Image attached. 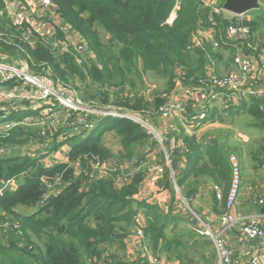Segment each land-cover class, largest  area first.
Returning a JSON list of instances; mask_svg holds the SVG:
<instances>
[{
	"label": "trees",
	"instance_id": "16d2710c",
	"mask_svg": "<svg viewBox=\"0 0 264 264\" xmlns=\"http://www.w3.org/2000/svg\"><path fill=\"white\" fill-rule=\"evenodd\" d=\"M53 2L57 6L62 25L57 26L54 39L36 31L32 32L36 42L30 45L8 15L3 0H0V54L11 55L16 62L23 60L29 68L46 74L57 86L66 91H73L78 97L77 90L81 97H78L79 102L99 107L135 109L142 115L155 112L159 114L169 101L178 81L182 79L177 69L184 68L183 78L186 82L191 78L194 80L203 78L207 75L206 56L215 55L210 44L204 49L195 47L191 50L188 47L193 33L210 26L202 0H53ZM260 3L262 4L258 9L250 11L253 17L247 22L253 30L251 41L254 44H257L255 34L259 32L261 37L264 36V0ZM175 9L176 16L172 24H169L168 18ZM228 23V19L222 20L219 27H225ZM96 24L100 25L99 29ZM100 29L109 35V42L104 41ZM78 35L85 38L91 51L90 56L81 60L73 46H69L68 51L61 45L67 38L72 42ZM55 42L58 46H55ZM224 45L222 47H228ZM149 74L162 75L167 79L165 91L156 92L152 99L142 95L139 90L144 86L145 76ZM19 81L20 79L14 78L1 82L0 85L16 88L20 85ZM249 100L250 102H241L226 109V112L233 116L245 111L253 118L252 124L261 128L264 124L261 101L253 97ZM19 103L21 106L13 110L9 116L13 121L22 122L27 116L40 114L39 110L29 106V101ZM8 106L9 103L1 101L0 113ZM77 116L80 117L78 111L73 113L72 118ZM96 117L86 115L84 119L91 122ZM215 118L222 119V113H218L216 108L208 112L204 122L209 123ZM80 124L83 130L79 134L74 133L73 127L57 129L54 133L48 130L43 134L36 125L28 126L23 122L13 125L10 129L1 127L0 149L6 146L21 147L34 141L48 143V137H51L54 143L51 152L65 142L72 148L68 152L69 163H57L53 166H45L41 160L30 156L0 158V185L4 183L3 178L10 180L24 176L18 187L7 190L0 197V212L4 211L16 219V224L25 232L24 243L32 245L30 247L32 250L26 245L20 247L19 242L12 239L13 236L5 243L3 234L11 230L6 231L7 233L2 231L0 264H4L5 261L7 264H18L15 258H23V251L30 253L31 264H85V259H92L95 256L102 258L105 244H116L125 249L124 238L129 234V226L136 224L134 217L138 214L139 207L146 210L147 225L144 231L156 255L168 252L166 257L171 261L176 258L180 261L179 264H193V259L184 262L187 256L186 249L191 248L203 256L204 260H201L203 264H213L214 250L210 237L195 233L192 229V232L187 230L192 234V238L202 239L203 244L198 248L196 240L193 245L186 247V242L181 240L180 236L168 234V231L171 233L175 230L179 220H188L186 213H172L170 211L172 207L169 211L163 212L159 205L156 210L155 204L146 202H138L133 207L132 196L138 193L146 171L138 170L126 180L119 182L120 184L119 172L113 173L112 177L97 180L90 179L84 171L75 175V168L71 165L74 162L79 160L82 170H86L94 156L106 158L111 155V149L102 139L106 132L114 131L118 135L122 145L119 157L130 160L134 158L139 145H145L150 141L151 136L147 129L132 119L111 116L101 118L95 123V128L89 129L90 131L84 124ZM67 129L71 130V136H67V131L65 132ZM209 132L205 137H209ZM179 135L194 147V155L190 156L194 174H204L213 178L223 189L222 199L216 200L221 215L226 210L231 183L232 145L226 136L223 144L214 138L212 140L214 145L204 147L201 143L196 144L195 138L185 135V129H182ZM59 136H64L66 140L57 142ZM155 144V141L151 142V145ZM221 147L225 151H221ZM232 151L240 152L237 149ZM184 155L179 150L175 151L174 163L178 156L182 158ZM143 161H138L137 165L140 166ZM62 173L65 181L62 191L41 206V200L49 190L43 177L51 180L55 175ZM181 180L177 179L178 188L181 187ZM172 183L170 180L168 187L172 190L174 196L171 200L174 201L176 200L174 191L177 188ZM18 206L38 208L32 214L22 215L16 210ZM6 219L1 218L0 213V223ZM121 222L126 225H121ZM27 233L37 236L42 240V244L34 243L30 239L26 241ZM173 245L177 246L171 250ZM181 245L185 248L181 249ZM108 264L130 263L122 260ZM132 264L138 263L133 261Z\"/></svg>",
	"mask_w": 264,
	"mask_h": 264
},
{
	"label": "built area",
	"instance_id": "2783aa9c",
	"mask_svg": "<svg viewBox=\"0 0 264 264\" xmlns=\"http://www.w3.org/2000/svg\"><path fill=\"white\" fill-rule=\"evenodd\" d=\"M19 0H3L4 8L6 9L8 15L13 19L14 24L17 26L19 30H21L23 36L28 39L30 45H33L36 42V38L32 36V32L36 31L41 35H46L52 39L56 36V29L54 32H48L47 29L50 27L51 23V13L53 10L57 11V6L53 2V0H31V3H27V13H16L10 11L12 5H14ZM204 8L206 9V18L210 23V26L205 29H199L195 33H193L189 49H193L195 47H203L205 37L210 35L212 36V43L215 48H219L223 44L228 45L231 44L234 46L236 50V54L234 55V67L235 70H230L225 74H218L215 71L214 66H210L207 70V75L203 78L196 79L197 83L194 85H183L187 84L186 80L183 78L184 74H179V77H182L181 81L184 83H177L176 88L171 93L169 97V101L162 108L159 115L168 120L172 121L175 117H179L181 120L187 123V126L198 127L207 115L208 112L214 106L215 99L220 95H226L228 100L241 101L242 99H246L251 96H256V98H264V88L261 89L257 87L252 78L253 72L256 68H259L260 71L264 74V51L261 49V46L258 44H254L252 40L253 30L252 27L247 23L250 19L247 17V12L241 14H235L225 10L224 3L220 0H202ZM34 5V6H33ZM179 8V4H177L176 9ZM176 9L168 18V23L172 24L175 16ZM228 19L229 23L223 27L220 26V22L222 20ZM67 27V26H66ZM83 42L81 46L77 48V45L74 42H71L68 38L61 42V45L64 49L70 50L68 47L72 46V43L76 47V55L79 56V60L82 58L88 57L91 55L90 49L87 47V42L81 38ZM68 40V42H67ZM65 45H63V44ZM55 46L58 44L55 42ZM260 58V63L257 65L255 63L256 59ZM11 66H16L19 69H14ZM0 67H1V80L0 82L8 81L14 78H24L27 80H31L27 74V66L22 61L16 62L8 59V55L0 54ZM38 73V72H37ZM36 73V74H37ZM40 74V73H39ZM19 79V78H18ZM21 80V79H20ZM23 81V80H22ZM58 87H60L58 85ZM16 88H10V91L16 90ZM65 93L66 90L60 87ZM184 91L186 93L177 95V92ZM222 91H225L224 94H221ZM197 93L201 95L204 100L203 101H195L191 94ZM207 96V98H206ZM172 98V101L170 99ZM194 100L191 105H187L188 100ZM74 103L71 99H66L65 97L58 98L53 103L47 104V106L43 105V108H54L55 110L66 111V114H62L64 119L59 117L55 121H71L73 125H81L84 124L88 129L95 126V122L98 120V117H121V118H129L136 121L133 115H129L128 109L123 107H114V106H104L99 107L94 104H84L78 101ZM1 102V101H0ZM31 105V104H29ZM32 106V105H31ZM30 106V107H31ZM193 107L194 111L190 112L189 109ZM51 108V109H52ZM44 109H36L41 111ZM78 111L79 116L72 118L73 113ZM140 115L139 113H137ZM86 115L97 116L93 121L87 122L84 118ZM141 117V115H140ZM43 121V120H42ZM44 122V121H43ZM22 122H13L7 129L13 127V125ZM46 124V123H45ZM5 127V126H4ZM6 128V127H5ZM148 129V134L150 136L158 137L156 133L150 129ZM43 134L46 133L42 132ZM167 143H164L162 140L160 144L162 146V151L168 153V148L171 149L172 153L177 151V148H180L185 153L188 151V144L184 140V138H177L176 140L169 141L165 140ZM1 150V149H0ZM169 155L167 154V158ZM230 161L232 164V174H231V183L230 188L227 194L226 200V210L222 213L218 218V226L219 229L217 233H214L211 228L207 227L203 230L204 233L210 235L213 239V243L215 246L216 253L219 258V264H264V247L259 248L257 251H254L250 257L246 259L236 258L234 256V252L228 241L224 235V233L233 227L238 218L234 212V207L238 202L242 182H243V172L242 166L236 155H231ZM146 163L145 161L142 164ZM171 167V166H170ZM82 171L86 173L90 179H101L108 176H113L115 172H119V178H123L126 180L132 173L128 172L127 167L123 165L115 166L111 161H92L89 168L86 170H81L80 168L76 170L75 175H79ZM134 173V172H133ZM174 172L171 170V174ZM118 178V179H119ZM60 179V183L62 184V189L65 185L64 179H62V174L55 175L51 180H48L47 177H43V180L48 185L49 190L56 183V181ZM11 180V179H10ZM10 180L4 182L0 186V197L4 195L7 190H4L3 187L7 186V183ZM121 181V180H120ZM176 184V182H175ZM177 191H179L178 185H175ZM56 190V193L62 191ZM48 190V192H49ZM44 194L41 203L44 199H48L49 193ZM217 199H222L223 193L217 189L216 191ZM256 202L259 205H264V194H262ZM145 214V209L142 208ZM139 214V213H138ZM137 214V215H138ZM3 222L0 223V228H2ZM6 226L10 227V230L13 232L15 229L21 228L19 224L13 225L9 220L6 223ZM243 233L249 239H259L261 242H264V220H260L258 217L252 216L245 220V223L242 226ZM138 245L145 243L142 241L143 238H146L144 229L139 230L138 234ZM149 263L157 261L159 259L158 256L153 255L152 253L148 256Z\"/></svg>",
	"mask_w": 264,
	"mask_h": 264
},
{
	"label": "rangeland",
	"instance_id": "374dc122",
	"mask_svg": "<svg viewBox=\"0 0 264 264\" xmlns=\"http://www.w3.org/2000/svg\"><path fill=\"white\" fill-rule=\"evenodd\" d=\"M260 2H261V0H260ZM27 3L32 4L31 0H19L14 5H12L13 9H10V11L12 10V12H16V13H27V10H26ZM55 13H57L58 17H59L58 11L53 10L51 13V18H52L51 23L52 24L47 29V31L50 33L54 32L55 29H57V26L62 25V22H61L62 20L59 19L58 17L56 18ZM247 17L248 18L250 17L249 12H247ZM96 25H97V28L100 26L98 24H96ZM100 32H101V35H102L104 41L109 42V40H110L109 35L107 33H105L102 29H100ZM82 37L80 35H78L72 40V42H74L77 45V48L79 46H81V43L83 42V40L81 39ZM83 39L85 40L84 37H83ZM67 42H68V40H67ZM72 46L74 47V49L76 51V47L74 46L73 43H72ZM218 49H220V47ZM228 49H231V48H228ZM228 49L225 48L223 50L224 55L227 57H231V56L233 57V52L236 54V50L233 51V50H228ZM12 58H14V57L11 55H8L9 60H12ZM21 61L23 63H25L23 60H21ZM26 66H27V70H25L26 74L30 78L34 77L33 79L27 80V79L18 77L21 80L19 81L20 85H18L17 91L16 90L10 91L9 89H6V88H0V101L9 103V106L5 107L3 112L0 113V127L5 126L6 127L5 129H7V127H9L13 122H15V121H13V119H10L9 116L11 115V112L13 110H16L18 107L21 106V104L19 103L21 101H29L30 102L29 104L32 105V106L31 105H29V106H31L32 109L36 110V109H44L43 105L48 104V106H49V104L53 103L55 100H58V98H61V97H65L66 99H71L74 103H77L76 99H78V97L81 98L79 96V92L77 90H76V92H77L78 97L76 96V94L73 91L67 90L65 93L62 89H60V87L57 86L56 83H54V80L51 77L47 76L46 74L37 73L36 69H33L31 67L29 68L27 64H26ZM11 67L13 68V70L19 69L16 66H11ZM183 69H184L183 67H179L177 69V73L182 75ZM233 69L235 70V68H233V67L230 68V70H233ZM0 71H1V67H0ZM0 80H1V73H0ZM22 80L24 82H22ZM179 81L181 83H184L181 80H179ZM196 83H197V81L194 80L193 78H191L190 80L187 81V84H183V85H189L190 86V85H194ZM143 84H144V86H141L139 88L140 93H142V95L144 94L147 98L152 99L156 92L165 91L164 89H166V87H167V79L165 77H163L162 75L149 74V75L145 76V80H144ZM178 93L182 95L186 92L179 91V92H177V95H178ZM224 93H225V91L221 92V94H224ZM191 95L195 99V101L200 102V101L204 100V98L197 93H194ZM206 98H207V96H206ZM219 98H220V96L215 99L214 104L215 103L217 104L219 102L218 101ZM170 101H172V98L170 99ZM187 102H188L187 105L189 106V105H191L192 102H194V100L190 99ZM82 103H84V102H82ZM84 104H86V103H84ZM216 107H218L220 110H223V108H226V106H224V104L222 102H219ZM51 108H52V106H50V108L44 109L43 111H41L42 114H38V116H27L24 118V120L22 122L28 126H35L36 125L37 127H39L40 133L44 132V130L45 131L51 130V132L54 133V131H57V129L67 128V127H73L74 133H77V134H79L83 130L81 125L75 126L72 124L71 121H67V120L62 121L61 120V121L56 122L55 120L59 117H61L63 119L65 118L62 116V114H66V111H60V110H55L54 108H52V109ZM128 111H129V115H133L135 118H137L135 122L140 123L146 129L148 127H150V129H152L156 133V135H158V137L151 136L150 141L147 142L146 145H144V146L139 145L136 148V154H135L134 158L132 159L133 166L137 165V162L139 161V159L142 156L146 155L150 158H152V156H156L158 159H160L159 157H161V154H159V153L163 152L164 157L162 156L163 157V163L162 164L157 163L155 161H152L151 159L149 161H146V162H148L149 165H147V167H146L147 168L145 170L146 173L144 174V178H143V180L139 186L138 193L140 192L143 181L148 176V179L152 180L155 183L154 184L152 182L151 185L157 189V193L149 192V198H152L154 195L155 196L158 195V193H160L162 190H164V191L169 190L168 183H170V180L172 177L170 166L173 167V165H174V153H172L171 149H169V148H168V153H166L165 151L161 152L160 145H151V142L157 141L159 144V142L162 140L164 143H167L165 141L166 139L164 138V136H165L164 134L167 133L165 126L168 125V132H170V124L161 123V120H159V122H158L159 126L148 125L146 123V121L143 119V117H140V115L137 114V113L141 114L140 112H138L135 109H128ZM233 117H235V119L234 120L232 119L233 121L231 122L232 123L231 127L228 128L227 125H220L217 123L213 127H223V130L225 132H226L227 128L229 129L228 132L235 131L234 136H233L232 132L229 133V138L227 139V141H231L230 144L232 145V149H237L238 151H240V152L235 153L234 151L231 150V153H232L231 155H236L237 158L239 159L241 166H242L243 174H244V169H245L246 191L248 193L249 190H247V189H251L250 187H252V186H250V183L253 179V177L251 176L250 166L254 167L253 173L255 175L259 172L258 166L260 164V161L257 158L250 157V151L252 150L253 152H258V148L261 147L262 145H264V129L259 130V129L255 128L254 124H252V123H254L253 118L250 115H248V113H246L245 111L243 113H241L240 115H234ZM1 120H3V121H1ZM162 120H164V122L168 121L164 118H162ZM173 122H174L173 125H177V126L182 125L183 126L182 129H185L184 127H186V128L188 127L187 123L185 121L181 120L179 117H175ZM95 126L90 128V130L95 128ZM210 127L211 126L206 127L204 131H206ZM90 130L88 129V131H90ZM215 130H216L215 128L212 129L213 132H215ZM66 131H67V136L72 135L71 130L67 129V130H65V132ZM147 131H148V129H147ZM180 131H181V128L179 129V132ZM231 136H233V137H231ZM177 138L178 137H176V135H173V137H171L168 140L169 141L176 140ZM102 139L105 142V144L109 147V149H111V155L109 157H106V158L94 156L92 158V161H96V160H100V161H104V162L111 161L114 163L115 166H119V164L123 165L124 167L130 166V165L126 164L129 161H127L125 158L121 159L119 157V155H120L119 152L122 149V145H121L120 138L118 137V135L114 131L106 132ZM63 140H66V138L64 136L63 137L59 136V138H57V142H62ZM53 145H54V143L52 142V138L48 137V143H42L39 141H34V142H31L27 145L26 144L22 145L21 147H17V146L7 147L6 146L5 148H2L0 150V158H3V157L6 158V157H11V156H17V157L24 158V157L30 156V157H35V158L43 161L45 166H53L57 163H69L68 152L70 151L72 146L68 142H65V144L60 146L57 150L51 152L50 149ZM176 150H179L180 153L184 152L180 148H177ZM151 151H153L155 154H153ZM167 154L169 155L168 158H167ZM71 165L75 168V171L79 168H82L79 160L74 162ZM108 177H112V176H108ZM23 178H24L23 175L19 176L18 179L12 178L13 180L11 179V181L9 182L10 184L7 183V186L3 187V189L4 190H11V189L18 187L19 184L22 182ZM62 179H64L63 173H62ZM255 179L257 181V178H255ZM120 180H124V179L119 178L118 184H120L119 183V182H121ZM243 180H244V178H243ZM6 181H8V179L5 180L3 178V182H6ZM261 181L263 184V178H261ZM263 186H264V184L260 185V183H257L256 186L252 187L251 190L253 193H255L259 196L260 194L262 195V192H260L261 191L260 189ZM181 187H182V185H181ZM244 187L245 186L242 182L241 192L243 191ZM60 189H62V184L60 183V179H58L56 181V183L52 186V188H50V190L48 192L49 193L48 199H44L42 201L41 206L44 203H47L48 200L52 196L57 194L56 190H60ZM176 191H174L175 192V198L177 199V201H180V198L182 196L180 187H179V191H177V192ZM182 192H183V189H182ZM137 194L133 195L132 198L136 199L135 196ZM171 195H172V197L174 196L172 192H171ZM183 195H184V193H183ZM240 195H241V193H240ZM136 201H139V200L136 199ZM175 201L176 200H174L172 202H175ZM149 203H151V202H149ZM183 203H185L184 199H183ZM134 204H136V203H133V207H134ZM236 204H238V203H236ZM235 207H236V205H235ZM142 208L139 207V209H138L139 214L134 217L136 224L129 226V228H128L129 234H128V236H125L126 238H124L125 243H126V249H128V243H133V253H130V252L127 253V250L118 247L116 244H112V245L105 244V251L102 255V258H100V259L95 258L96 257L95 256L92 259H85V264H108V262L116 263V262H119L122 260L127 261L128 263H133V261H135V263H137L136 261L140 260L141 257L148 256L151 253L153 255H156L154 253V251L152 250V248L150 247V241L147 237L142 239V241L145 243L144 245H142V244L138 245V243H137L138 238H139V235H137L138 231L141 229L142 230L145 229V227L147 225V216H146V214H144V211L142 210ZM35 211H36L35 207L18 206V208H17V212L22 214V215L32 214ZM164 211H168V208H166ZM0 213H1V218H3V219L7 218L6 221L3 222L2 229L0 230V233L2 234V231L6 232V231L10 230V227L6 226V223L10 220L11 224L14 223V225H16V222H15L16 219L12 218L9 214H5L4 211H1ZM193 217L195 219V216H193ZM198 218L200 221H201V219H203V217L200 215ZM197 221H198V219H197ZM200 221H198V222H200ZM120 224L123 226L126 225V224H123L122 222ZM203 225L204 224L202 221V225H199V226L203 227ZM8 232L9 233L6 232L7 234H3L5 236V243H6L7 239H10V237L13 236L12 239H15L17 243L19 242L20 247H25V245H26L24 243L25 242V232L21 228L15 229V230H13V232H11V231H8ZM168 234H171V235L176 234V235L180 236V239L184 240L186 242L185 243L186 247H190L191 245H193L194 240H196L200 246L203 244V241L201 238H198V237L192 238L191 237L192 234H190L188 231H184L182 228H179V227H176L175 230L172 231L171 233H169V231H168ZM27 239H30L34 243L42 244L41 239L37 238V236L31 235L30 233H27L26 241H27ZM8 241H11V240H8ZM26 247L28 249L32 250V248H30V247H32V245H26ZM180 248L181 249L185 248V246L181 245ZM137 251L140 254V257L138 256L139 258L136 256ZM22 253H23L22 254L23 258H15L16 260H18V264H31L32 260H31V263L29 262V257H30L29 254L30 253L28 251H23ZM167 253L168 252H166V254ZM186 254H187V256H186L184 262H186L190 259H193L194 260L193 264H195V262L198 260H204L203 256L199 252H195L191 248L186 249ZM112 256L114 258H111ZM156 256H158V255H156ZM158 257H159V259L157 261H154L152 263L146 262V264H172V261L169 260L166 257V255H163L161 257L158 256ZM173 257H175V256L173 255ZM174 262L176 264L180 263V261L177 259H174ZM4 264H7V262L5 261Z\"/></svg>",
	"mask_w": 264,
	"mask_h": 264
},
{
	"label": "crops",
	"instance_id": "0c3cea01",
	"mask_svg": "<svg viewBox=\"0 0 264 264\" xmlns=\"http://www.w3.org/2000/svg\"><path fill=\"white\" fill-rule=\"evenodd\" d=\"M250 17L249 19L251 20L253 15L252 13H250ZM55 17H58V14L55 13ZM54 17V18H55ZM60 19V16L58 17ZM82 37V35H80ZM83 38V37H82ZM254 39H255V43L257 44H262L261 49L264 51V36L261 37L259 32L257 34L254 35ZM208 44L213 46L212 43V36L208 35L205 37L204 40V46L201 47L202 49H204ZM224 46H228V50H233L235 51L234 46H232L231 44L228 45H224ZM213 53H215V55H207L206 57V70H208V68L210 66H214L215 71L218 74H224L226 73L230 68H232L234 66V55L235 53L233 52V57H227L224 55L223 50L225 49V47L220 46V49L215 48L213 46ZM222 49V50H221ZM13 61H15V58H12ZM260 58H257L255 63L258 65L260 63ZM252 78L254 80V83L257 87L263 89L264 88V74L260 71L259 68H256L253 72ZM9 81V80H8ZM1 83V82H0ZM0 88H6L2 85H0ZM6 89H10V88H6ZM256 98V96H251L248 97L246 99H242L241 101H234L232 100H228L227 96L224 94L223 96L220 95L219 98V102H222L224 104V106H226V108H223V110L218 109L217 104L212 107V109L216 108L218 110V113H222V119L219 118H215L213 121L209 122V123H205L204 120L201 121L200 125L198 127H184L185 128V135L191 137V138H195V142L196 144H203L204 147L211 144L214 145L212 143V140L214 138H216L217 140L220 141L221 144H223V142L225 141V136L227 138H229V133L232 132L233 136L235 134V131H229V127L232 126V121L235 119V117H233L232 115L229 114V112H226V109H229L233 106H237L239 105L241 102L245 103V102H250L249 99ZM258 99V98H257ZM259 100L261 101L260 105L261 108L264 111V98H259ZM228 102V103H227ZM47 106V105H45ZM190 112L194 111V108L191 107L189 109ZM241 114V113H240ZM240 114H235V115H240ZM141 115V114H140ZM154 115V116H153ZM141 117H143V119L146 121V123L148 125H152V126H159L158 122L159 120H161V123H167L170 124V132H168V125L165 126L166 129V134H164V138L165 139H170L171 137H173V135H176V137L178 138H183V136H180L179 133V129L183 128L182 125H173V120L172 121H166L164 122V120H162V117L157 114V112L155 113H151V114H146V115H141ZM233 119V120H232ZM3 121V120H1ZM263 121V120H262ZM220 124V125H227V129L226 132L223 130V127H213L215 126V124ZM211 126L209 129H207L206 131L205 128ZM3 127V126H2ZM215 128V132L212 131V129ZM255 128L259 129V130H263L264 129V124L261 128H258L255 126ZM1 127H0V131H1ZM209 132V137H205V135L207 134V132ZM179 132V133H178ZM228 132V133H227ZM231 136V137H233ZM230 137V138H231ZM229 143L231 141H228ZM188 144V154L184 155V153H182L184 156L177 158L176 162L174 163L173 167H170V169L174 172L171 177V180L173 182V186L175 187V182L177 183V179H182L181 181V185L182 187H180L182 196L180 198V201H176L172 202L171 198V191L172 190H162L160 193H158V195H154L152 198H149V192H155L157 193V189L154 188L151 183L153 182L152 180L148 179V176L145 178V180L143 181L142 187L140 189V192L135 196L136 199L133 198L134 203H136L135 205H137L138 202H151L153 204H155L156 206V210H157V206L159 205L160 207H162L163 212H167L164 211L166 208L169 209L171 208V212L172 213H179L181 214L182 212L187 214V219L185 220H179L177 223V226L175 227H179L182 228L184 231L189 230L190 232H195L198 234H203L205 236H208L211 238L212 242L213 239L210 235L206 234L203 232V230H205L207 227L211 228V230L214 233H217L219 226H218V218H219V211H218V205H216V200H218L216 197V191L217 189H219L222 193H223V189L213 180V178L211 177H207L206 175H195L194 174V165L192 163V160H190V156L191 154L194 155L193 153V149L194 147L190 145V143ZM146 145V144H145ZM155 145H160L161 147V152H162V146L159 142L156 141ZM144 146V145H143ZM222 146V145H221ZM147 148V147H146ZM223 147H221V151H223ZM232 150V147H231ZM225 151V150H224ZM153 154H155L153 151H151ZM175 153V152H174ZM161 154V157H159L160 159H158L156 156H152V158L148 157V156H142L139 161L144 160L149 161L150 159L152 161H155L157 163L162 164L163 163V152L159 153ZM222 154V153H221ZM151 155V154H150ZM163 156V157H162ZM250 157H254L257 158L260 161V164L258 166V173L254 175L253 173V169L254 167L250 166V171H251V176L253 177L250 186L254 187L256 186L257 183H260V185L264 184V145H262L261 147L258 148V152H253L252 150L250 151ZM206 156L204 155L205 159ZM126 164L130 165L127 166L128 172H136L138 170H146L148 162L144 163V164H139L140 166L136 165L133 166V161L132 159L128 160L127 159ZM43 162V161H42ZM44 163V162H43ZM138 163V162H137ZM82 170V168H80ZM259 175V176H258ZM262 176V177H261ZM263 178V184L261 181V178ZM243 184H244V189L241 192V195L239 196V200H238V204H236V207L234 208V212L238 218L237 223L231 227L230 229H228L224 235L228 241V244L230 245V247L232 248L233 252H234V256L236 258H241V259H246L248 258L254 251H257L259 248L264 247V242H261L259 239H249L247 238V236L243 233L242 231V226L245 223V220L248 218H251L252 216L254 217H258L260 220H264V205H258V203L256 202L257 198L261 195H257L255 193L252 192V187H250L251 189H247L249 190V192L247 193L246 191V182H245V169H244V174H243ZM257 178V181L256 179ZM14 179H18V178H14ZM13 180V179H12ZM11 181V180H10ZM124 180H121V182ZM154 183V182H153ZM10 184V183H9ZM155 184V183H154ZM1 186V185H0ZM183 189V192H182ZM262 192V194H264V186L260 189ZM184 193V195H183ZM178 196V195H177ZM184 196V197H183ZM179 197V196H178ZM185 200V203H183V199ZM36 209L38 207H35ZM142 208V207H141ZM220 208V207H219ZM17 210V209H16ZM181 212V213H180ZM203 217V219H201V221L199 220V215ZM195 216V219L194 217ZM200 221L198 222L197 221ZM202 221H203V227L199 226L202 225ZM192 229V230H191ZM1 230V229H0ZM177 245H173V247H171V250H174L176 248ZM201 247L200 245H198V248ZM125 250H127V253H133V243H128V249L125 248ZM213 254H214V258L213 260V264H219V258L218 255L216 253L215 250V246L213 243ZM208 254V253H207ZM166 255L165 253L160 254L158 256H163ZM136 256L140 257V254L136 253ZM138 257V258H139ZM176 259V258H174ZM174 259L172 261V264H176L174 262ZM138 264H146L149 263V260L147 257H141L140 260L136 261ZM197 263L195 264H203V262L201 260L196 261ZM135 263V261H134ZM132 264V263H130Z\"/></svg>",
	"mask_w": 264,
	"mask_h": 264
},
{
	"label": "water",
	"instance_id": "95a60500",
	"mask_svg": "<svg viewBox=\"0 0 264 264\" xmlns=\"http://www.w3.org/2000/svg\"><path fill=\"white\" fill-rule=\"evenodd\" d=\"M260 5V0H225L223 6L225 10L229 12L241 14L249 12L253 9H258ZM101 118H104V116H100L95 123H97ZM84 131H86V129Z\"/></svg>",
	"mask_w": 264,
	"mask_h": 264
}]
</instances>
